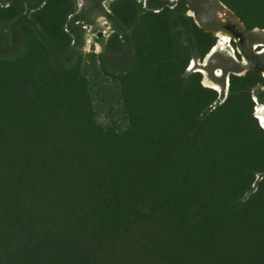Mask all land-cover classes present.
Instances as JSON below:
<instances>
[{
  "label": "trees",
  "instance_id": "16d2710c",
  "mask_svg": "<svg viewBox=\"0 0 264 264\" xmlns=\"http://www.w3.org/2000/svg\"><path fill=\"white\" fill-rule=\"evenodd\" d=\"M221 1L264 28V0ZM28 2L39 4L25 19ZM76 8L0 3V45L21 21L18 50L0 53V264H264L262 69L231 73L218 103L187 71L216 37L184 0L158 11L114 0L132 59L113 63L124 50L114 31L105 51L66 61ZM99 73L117 86L125 126L96 118Z\"/></svg>",
  "mask_w": 264,
  "mask_h": 264
},
{
  "label": "rangeland",
  "instance_id": "374dc122",
  "mask_svg": "<svg viewBox=\"0 0 264 264\" xmlns=\"http://www.w3.org/2000/svg\"><path fill=\"white\" fill-rule=\"evenodd\" d=\"M76 1L77 8L68 16L65 25L66 30L72 37L71 49L65 60L76 59L80 51L83 53L105 51L108 37L114 31H119L124 41V50L113 63L118 67L126 65V62L128 63L134 55V46L130 39L129 30L119 22L111 9L114 0ZM139 1L142 3L143 8L153 11H158L163 7H174L180 2V0ZM184 1L187 7L185 14L192 16L197 25L216 37L215 45L219 42L218 30H224L231 35L230 41L225 42L223 48L212 53L215 48L214 45L202 59L197 56L191 58L187 67L188 72L199 71L202 74V83L205 86H209L203 81L206 74L210 80L221 86L222 90H217L218 103L223 102L228 95L229 75L231 73L242 75L250 68L260 67L264 76V28L259 26L258 30H255L257 27L248 29L242 21L240 24L234 18L224 22L219 17L218 12L220 8L225 11V8L220 6L219 0ZM8 2L9 0H0L1 4H7ZM39 2L27 3L25 19H28V15ZM191 10L195 11V15L191 14ZM20 23L21 21H14L11 24L4 25L3 31L7 33V37L2 40L0 53H15L18 50L21 39ZM180 26L183 31H188V27L182 24ZM194 62L195 66L193 65ZM92 88L97 120L103 125L117 124L125 126L127 116L114 82L108 76L99 73L92 79ZM258 94L264 95V85H257L253 89V100L255 99L256 104L254 107L255 115L257 106L264 104V102L259 101ZM260 178L258 175L257 179Z\"/></svg>",
  "mask_w": 264,
  "mask_h": 264
},
{
  "label": "bare ground",
  "instance_id": "6f19581e",
  "mask_svg": "<svg viewBox=\"0 0 264 264\" xmlns=\"http://www.w3.org/2000/svg\"><path fill=\"white\" fill-rule=\"evenodd\" d=\"M220 6L225 8V11H223L221 8L219 10V17L222 18L224 20V22H228L231 18H234L235 20H237L240 24L242 23L241 20H239L238 16L234 13V11L232 9H230L229 7H227L225 4H223V2L221 3L219 1ZM195 11L191 10V14L195 15L194 13ZM255 30H258V27L255 28ZM264 30V29H263ZM217 36L219 37V42L215 45L214 50L212 51L215 52L217 49H221L223 48L222 46H224L225 42L230 41L231 35L230 33L224 31V30H218L217 31ZM193 65L195 66V62L193 63ZM193 66V67H194ZM203 81L209 85L212 86V88L215 89H219L220 91L222 90L221 86L219 84H217L216 82L210 80L206 74L205 78L203 79ZM256 115L258 117H260V120L262 122V124L264 125V104H259L257 106V110H256Z\"/></svg>",
  "mask_w": 264,
  "mask_h": 264
},
{
  "label": "water",
  "instance_id": "95a60500",
  "mask_svg": "<svg viewBox=\"0 0 264 264\" xmlns=\"http://www.w3.org/2000/svg\"><path fill=\"white\" fill-rule=\"evenodd\" d=\"M209 53V52H208ZM215 89V88H214ZM217 90V89H216ZM255 100V99H254ZM259 120H260V117H258L257 115H255ZM260 124L264 127V125L262 124L261 120H260Z\"/></svg>",
  "mask_w": 264,
  "mask_h": 264
},
{
  "label": "crops",
  "instance_id": "0c3cea01",
  "mask_svg": "<svg viewBox=\"0 0 264 264\" xmlns=\"http://www.w3.org/2000/svg\"><path fill=\"white\" fill-rule=\"evenodd\" d=\"M221 3H222V1L221 0H219ZM223 4H225L224 2H223ZM226 5V4H225ZM227 6V5H226ZM228 7V6H227ZM235 13V12H234ZM240 19V18H239Z\"/></svg>",
  "mask_w": 264,
  "mask_h": 264
}]
</instances>
